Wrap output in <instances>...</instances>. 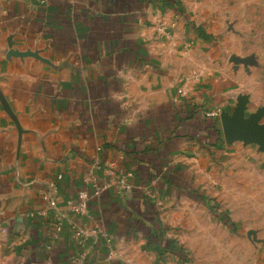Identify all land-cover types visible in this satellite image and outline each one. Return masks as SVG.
<instances>
[{"label":"crops","instance_id":"obj_1","mask_svg":"<svg viewBox=\"0 0 264 264\" xmlns=\"http://www.w3.org/2000/svg\"><path fill=\"white\" fill-rule=\"evenodd\" d=\"M248 3L0 0V264H181L147 239L219 238L208 201L241 228L227 227L240 247L223 248L253 245L264 264V150L216 140L239 102L229 48ZM109 164L130 191L92 193L85 179ZM84 188L85 213L67 208Z\"/></svg>","mask_w":264,"mask_h":264},{"label":"rangeland","instance_id":"obj_2","mask_svg":"<svg viewBox=\"0 0 264 264\" xmlns=\"http://www.w3.org/2000/svg\"><path fill=\"white\" fill-rule=\"evenodd\" d=\"M244 13L243 23L244 28L242 31L243 39L239 46H234L229 48L231 54L234 57L240 59H246V61L234 62L239 64L241 72L240 75H236L235 86L237 88V98L246 99L248 109L244 111V117H248L258 110H263L260 117V122L264 121V0H249L248 3V14L245 15V10L242 9ZM242 142V141H240ZM258 148V147H257ZM259 150H263L259 146ZM264 167V161L261 163ZM259 164V166L261 165ZM217 213L215 214V212ZM215 212H210L214 215L220 223L207 225L215 237L218 235L219 238H207L202 236L203 243L199 244H189L183 243L184 250L186 251L187 260L181 264H256L260 263L258 260V255L254 249V246L250 245V253L248 256L241 255L235 251H229V244H233V247H240V238H237L235 234L232 237L227 233L228 226L222 219H219L221 215V210L216 208ZM214 213V214H213ZM254 224V223H253ZM208 228V230H209ZM238 228L234 224L233 231H238ZM226 232V233H224ZM238 241H236V239ZM198 240L197 242H199ZM206 245V246H205ZM221 248V249H220Z\"/></svg>","mask_w":264,"mask_h":264},{"label":"built area","instance_id":"obj_3","mask_svg":"<svg viewBox=\"0 0 264 264\" xmlns=\"http://www.w3.org/2000/svg\"><path fill=\"white\" fill-rule=\"evenodd\" d=\"M168 27H170V25H168L165 21H160L157 24L156 29L159 32H162V33L166 34L167 36H169L170 33L168 30ZM186 94H187V91H186L185 87L181 86L178 89V95L184 96ZM220 112H221L220 107H216L214 109L206 111L205 115L207 117H217V116H219ZM102 172H103L101 175L103 177L102 181H99L100 180L99 175H96V173L93 171V169L91 170V172L89 173V175L85 179L86 183L90 184L92 191H93L92 192L93 194L100 195V193L103 190H106L110 187H113V188L115 187L117 189V191L120 193H125V192H128L132 189L133 186H132V183L129 179V177H130L129 173L118 172L115 169V166L113 164H109V165L103 167ZM60 177L61 176L58 175V178H60ZM47 185H48L47 189L43 193V199L47 203V207L50 209H53V208H56V199L58 197L57 181L50 180V181H48ZM89 199H90V192L88 189L84 188L78 192V200L76 203H73L71 200L67 201V208H69L70 210L75 211L77 213H85ZM62 218H63V215L56 213V219L58 221L57 225H58L59 229L61 226L60 221L62 220ZM81 232L84 234L83 231H81Z\"/></svg>","mask_w":264,"mask_h":264},{"label":"water","instance_id":"obj_4","mask_svg":"<svg viewBox=\"0 0 264 264\" xmlns=\"http://www.w3.org/2000/svg\"><path fill=\"white\" fill-rule=\"evenodd\" d=\"M234 62L246 61L232 57ZM246 99H239L236 108L231 114L222 111L220 114V128L224 142L231 144L235 141H242L243 144L256 143L264 150V121L260 122L263 110L244 117Z\"/></svg>","mask_w":264,"mask_h":264},{"label":"trees","instance_id":"obj_5","mask_svg":"<svg viewBox=\"0 0 264 264\" xmlns=\"http://www.w3.org/2000/svg\"><path fill=\"white\" fill-rule=\"evenodd\" d=\"M216 133H217V137L216 140L217 141H223L222 138V132H221V128L218 127L216 129ZM207 206L209 208V210L211 212H215L216 208H218V205L215 204V202L213 201H208ZM222 221H224L228 226L234 227V223L231 221V219L227 216V215H220L219 216ZM148 243H154V250L156 251V253L158 255H162L165 252H171L174 253L176 255H178L180 257L181 260H187V255H186V251L184 250V246L182 244H179L177 241H175L172 238H165V237H150L147 239Z\"/></svg>","mask_w":264,"mask_h":264}]
</instances>
